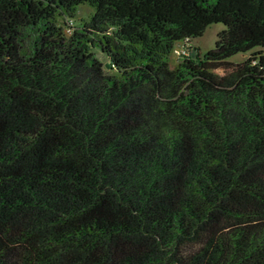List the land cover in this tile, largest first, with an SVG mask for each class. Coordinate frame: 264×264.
<instances>
[{"label":"trees","instance_id":"trees-1","mask_svg":"<svg viewBox=\"0 0 264 264\" xmlns=\"http://www.w3.org/2000/svg\"><path fill=\"white\" fill-rule=\"evenodd\" d=\"M0 264H264V0H0Z\"/></svg>","mask_w":264,"mask_h":264},{"label":"rangeland","instance_id":"rangeland-1","mask_svg":"<svg viewBox=\"0 0 264 264\" xmlns=\"http://www.w3.org/2000/svg\"><path fill=\"white\" fill-rule=\"evenodd\" d=\"M92 7L88 5L87 3H83L82 5L79 4L77 7V10L75 12V17L73 23H76L79 18H86L89 13L92 11ZM224 25L221 22H214L210 23L205 26L203 32L201 35L190 39L189 44L192 46L191 47V52H194L196 49L200 52V54H203L206 50L209 48L213 47L214 41L216 38L217 32L223 28ZM178 42H176L177 44ZM259 47H255L253 49H250L246 52H236L234 54H231L230 56L227 57V59L231 62H240L242 61L251 51L257 49ZM175 62V55L171 53L169 56V63L172 65ZM215 72L217 74H222L224 71L222 68H216Z\"/></svg>","mask_w":264,"mask_h":264},{"label":"built area","instance_id":"built-area-1","mask_svg":"<svg viewBox=\"0 0 264 264\" xmlns=\"http://www.w3.org/2000/svg\"><path fill=\"white\" fill-rule=\"evenodd\" d=\"M188 38H185L181 41H179L177 44H175L172 48L171 53L175 55V57L179 56H185L191 53V45L189 44Z\"/></svg>","mask_w":264,"mask_h":264}]
</instances>
